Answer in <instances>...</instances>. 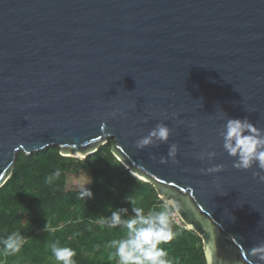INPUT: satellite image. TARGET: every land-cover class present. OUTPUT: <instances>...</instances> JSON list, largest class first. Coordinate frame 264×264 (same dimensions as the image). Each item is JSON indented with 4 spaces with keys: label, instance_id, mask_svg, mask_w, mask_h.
I'll list each match as a JSON object with an SVG mask.
<instances>
[{
    "label": "water",
    "instance_id": "1",
    "mask_svg": "<svg viewBox=\"0 0 264 264\" xmlns=\"http://www.w3.org/2000/svg\"><path fill=\"white\" fill-rule=\"evenodd\" d=\"M227 117L264 130V0H0V189L19 152L86 159L111 140L207 264H260L264 183L224 151ZM160 123L168 144L137 149ZM173 143L178 163L161 164Z\"/></svg>",
    "mask_w": 264,
    "mask_h": 264
},
{
    "label": "trees",
    "instance_id": "2",
    "mask_svg": "<svg viewBox=\"0 0 264 264\" xmlns=\"http://www.w3.org/2000/svg\"><path fill=\"white\" fill-rule=\"evenodd\" d=\"M112 146L108 142L82 162L61 156L57 147L29 156L17 154L11 177L0 189V240L19 232L25 243L15 254H5L0 243V264H59L50 248L57 241L59 246L75 250L76 264H118L115 250L108 244L123 238L127 229L102 227L98 221L110 218L117 208H128L125 219L133 215V206L142 207L145 214L158 212L164 201L150 183L126 170ZM80 170L93 181L87 186L93 193L91 199H81L80 188L67 189L68 177ZM57 171L58 177L54 175ZM171 226L177 233L175 239L161 245L170 264H207L198 234L178 228L173 219Z\"/></svg>",
    "mask_w": 264,
    "mask_h": 264
},
{
    "label": "clouds",
    "instance_id": "3",
    "mask_svg": "<svg viewBox=\"0 0 264 264\" xmlns=\"http://www.w3.org/2000/svg\"><path fill=\"white\" fill-rule=\"evenodd\" d=\"M113 116L117 113L113 112ZM223 116H227L223 113ZM172 130L165 124H157L148 134L135 142V147L144 150L151 146L159 144H168ZM223 140L224 151L233 158V167L237 170L248 171L254 166L258 167L260 172H254V179L264 183V130H260L253 125L247 118L244 119H226L224 127L219 132ZM179 146L171 144L168 149L167 158L161 157V164H168L169 160L177 164V155ZM205 156L211 162L216 157L215 151L201 153L198 159L204 160ZM83 159V158H82ZM224 170V165L217 164L202 170L204 174L212 175ZM60 175L59 171L54 174ZM53 177H48L51 182ZM92 179L87 172L81 173L75 180L79 186L80 198L91 199L93 193L87 186L92 184ZM161 210L158 212L149 211L145 214L142 207L133 206L131 211L133 215L129 218H122L127 215L128 208H117L112 211L110 218H101L98 223L103 227L116 228L122 226L127 229L123 238L111 240L108 247L114 249L113 257L118 258V264H170L167 259L168 252L161 247L162 244H168L175 239L177 233L173 231L171 219L178 214L179 208L173 199H165ZM129 203L135 205V201L129 200ZM47 223L44 229L47 230ZM5 247V254H15L20 251L25 243V238L19 232L9 234L3 240H0ZM52 255L59 264H76L73 259L76 256L75 250L70 247H61L59 242L50 245ZM251 257H254L260 264H264V243H260L249 250ZM208 264H212L209 259ZM248 264H253L252 260Z\"/></svg>",
    "mask_w": 264,
    "mask_h": 264
},
{
    "label": "rangeland",
    "instance_id": "4",
    "mask_svg": "<svg viewBox=\"0 0 264 264\" xmlns=\"http://www.w3.org/2000/svg\"><path fill=\"white\" fill-rule=\"evenodd\" d=\"M108 142H112L111 140H109ZM113 143V142H112ZM19 153H22V152H19ZM18 153V154H19ZM78 161H80V162H82V161H84L85 159H77ZM84 171H79L76 175H74V176H70V177H68V186H67V189L68 190H74V189H78L79 188V186L75 183V180L76 179H78L79 177H80V175H81V173H83ZM133 177H135V178H137V179H139V180H141V178H138L137 176H135L134 174H131ZM142 181V180H141ZM172 219H173V223L178 227V228H183V227H185L186 229H188V230H192V228L190 227V226H188V225H185L184 224V220L180 217V215L179 214H177V215H174L173 217H172Z\"/></svg>",
    "mask_w": 264,
    "mask_h": 264
},
{
    "label": "bare ground",
    "instance_id": "5",
    "mask_svg": "<svg viewBox=\"0 0 264 264\" xmlns=\"http://www.w3.org/2000/svg\"><path fill=\"white\" fill-rule=\"evenodd\" d=\"M138 177V176H137ZM139 178V177H138Z\"/></svg>",
    "mask_w": 264,
    "mask_h": 264
}]
</instances>
